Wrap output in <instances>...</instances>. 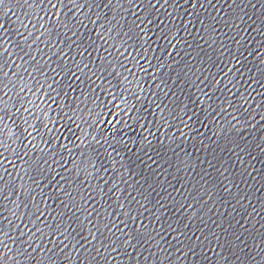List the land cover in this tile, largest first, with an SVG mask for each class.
<instances>
[{"label": "water", "instance_id": "95a60500", "mask_svg": "<svg viewBox=\"0 0 264 264\" xmlns=\"http://www.w3.org/2000/svg\"><path fill=\"white\" fill-rule=\"evenodd\" d=\"M0 264H264V0H0Z\"/></svg>", "mask_w": 264, "mask_h": 264}]
</instances>
